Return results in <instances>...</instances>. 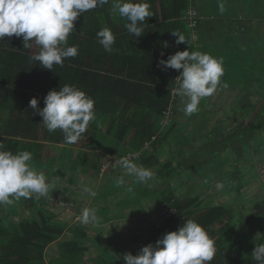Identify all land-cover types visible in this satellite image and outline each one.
<instances>
[{"label": "trees", "instance_id": "trees-1", "mask_svg": "<svg viewBox=\"0 0 264 264\" xmlns=\"http://www.w3.org/2000/svg\"><path fill=\"white\" fill-rule=\"evenodd\" d=\"M147 2L153 16L141 25L140 37L128 33L125 19L120 17L118 22L112 18L110 3L80 14L74 22L75 30L68 37V46H77L78 55L65 58L63 66L54 65L52 70L29 59L38 51L34 42L31 49H24L22 37L5 36L0 40V145L14 153L31 152L30 163L40 168L52 185L46 197H22L18 210L7 208L0 215V264H124V254H137L143 246L177 230L188 219L201 224L214 240L216 253L210 264H257L251 253L256 244L264 243V195L253 201L250 211L241 219L227 202L205 200L201 190L215 187L205 174L210 167L206 164L213 156L221 159L233 155L231 159L240 160L245 149L242 145L253 144L259 130H263L260 135L264 136V66L261 69L258 63L261 56L256 58L253 54L244 66L247 70L239 73L242 78L249 73L260 75L247 88V92L255 95L254 99L240 102L243 116L251 112L249 121L233 120L236 129L230 134L222 123L214 128L210 110L203 108L199 113L201 130L197 133L188 130L179 139L175 132L187 127V119L192 117L180 116L181 98L178 95L173 98L182 69L162 70L158 64L161 58L166 60L176 52L172 31L180 32L189 42L194 39L193 29L183 19L191 7L190 0ZM203 19L198 21L197 33ZM103 26H108L116 37L111 53L97 42L96 33ZM182 44L188 43L179 46ZM229 78L230 75L226 80ZM64 84L77 86L94 100L96 118L75 144L65 143L59 129L49 132L42 117L29 106L36 97L38 106L43 108L48 91ZM221 106L209 105L213 111H220ZM167 117L170 120L166 122ZM231 136H240V143H222ZM244 137L251 138L250 142ZM45 143L53 144L54 150L59 146V154L47 156L46 161ZM166 150L181 152L177 164L172 157L162 160ZM129 153L137 154L131 158L134 163L154 173L147 184L137 183L135 177L125 175L115 163ZM237 160L223 186L240 193L247 173L242 172ZM65 167L68 171L63 175ZM86 176L91 180L86 181ZM121 177L123 183L118 184ZM63 180L72 185L81 182L91 188L100 186L95 200L105 202V206L97 209L101 221L98 226L77 221L82 208L76 203L80 201L70 202L68 195L63 197L61 190H56ZM68 190L70 194L74 191L71 186ZM58 198L61 203L67 201L70 207L76 204L75 212L64 219L59 217L54 208L60 210L65 203L49 205ZM107 206L131 211L126 218L125 212L110 218ZM245 207L248 208L247 204ZM165 208L174 211L163 214ZM118 218L127 222V233L104 225ZM239 219L244 220L243 227ZM244 227L251 232L242 231ZM94 248L97 252L90 256Z\"/></svg>", "mask_w": 264, "mask_h": 264}, {"label": "clouds", "instance_id": "clouds-1", "mask_svg": "<svg viewBox=\"0 0 264 264\" xmlns=\"http://www.w3.org/2000/svg\"><path fill=\"white\" fill-rule=\"evenodd\" d=\"M109 3L112 13L127 21L125 28L128 33L140 37L141 25L153 16L147 0H0V40L5 36L22 37L24 49H31L34 42L38 51L29 59L52 70L54 65L63 66L65 58L78 55L77 46H68V37L75 30L77 17ZM218 8L221 13L225 10L222 2ZM171 33L176 37L177 45L189 44L180 32ZM96 38L106 52L113 51L116 37L108 26H103L96 33ZM158 66L162 70L182 69L177 77L178 86L173 91L181 98L182 111L186 116L199 111L201 99L216 91L224 75L222 58L190 51L189 48L169 54L166 60L161 58ZM43 102L44 107L40 108L38 99L33 97L29 106L34 114L42 117L49 132L61 130L67 144H75L96 118L93 98L75 85L64 84L49 90ZM31 160L32 154L27 150L14 153L0 145V206L12 205L22 197L41 198L49 194L52 185L46 181L44 172L31 165ZM115 163L125 175L135 177L137 183L147 184L153 179L152 170L127 157ZM117 183L122 184L123 177ZM82 191L91 197L96 196L88 185H83ZM76 219L83 225L98 226L101 222L97 209L88 206L81 209ZM215 253L214 240L206 229L195 220L188 219L177 230L168 231L155 243L143 246L137 254H124L123 261L124 264H210ZM251 255L257 264H264V243L256 244Z\"/></svg>", "mask_w": 264, "mask_h": 264}, {"label": "crops", "instance_id": "crops-1", "mask_svg": "<svg viewBox=\"0 0 264 264\" xmlns=\"http://www.w3.org/2000/svg\"><path fill=\"white\" fill-rule=\"evenodd\" d=\"M221 2L224 4L225 9L223 13H221L218 8V4ZM190 6L197 8L204 16L200 29H198V40L192 39L189 44H182L181 46L177 45V48L175 49L176 51H182L190 48V51H200L202 53H209L217 58H222L224 75L221 77V83L218 85L216 91L211 96L201 99L199 103L200 110L194 113V116L192 115L191 119H187V127H180V130L175 132V136H178L180 139L188 130L194 131L195 133L200 131L201 129H198L197 131L195 129L196 125H200L199 113L203 108L208 109L209 105L212 103L222 104V106L220 111L214 110L216 111L214 112L213 109L210 110V116L213 117L215 115L213 118L222 116L224 122H221H223L222 124L224 125V128L234 133L236 125L230 127L227 120L233 119L235 121L240 120V122H245V119L248 120L251 118V112L246 114H249L248 117L246 115L243 116L240 102L246 98H250L251 100L254 99L255 95L247 92V88L250 85L253 86V84L256 83L257 78L260 76L258 73L253 75L249 73V75L242 78L239 73L247 70L244 66L251 60L253 54L256 55V58L261 56L258 63H261V69L264 66V0H190ZM111 15L112 18L119 22L120 17L118 15L113 14L112 11ZM229 75L230 78L226 80ZM257 83L259 82L257 81ZM180 105V116H186L182 111L181 100ZM188 117L189 116H187V118ZM182 122H184V120H182ZM261 132H263V130H259L255 133V139L256 141H259V143L260 141L262 143L260 138L262 137L260 135ZM193 140L198 144L197 138L193 137ZM256 141H254L253 144L256 143ZM47 144L48 143H45V147ZM52 146L53 144H50V147ZM57 150L59 154V146H57ZM244 151H246V149H244ZM179 156L182 157L181 152L166 150L162 160L165 162L168 158L172 157L175 160V164H177ZM63 177L66 178L67 176ZM88 180H91V178L86 176V181ZM61 182L64 183L63 181ZM92 189L96 192V195L100 192V186L92 187ZM84 194V192H80L79 197H73L72 194H69L67 198L69 197V199H73V203H75L83 201L82 197L85 196V204H89L87 205L88 207H97L95 205H90L94 203V201L99 203L102 207L105 206V202L95 200L96 196L91 197ZM107 207L110 209L107 212L110 218H113L112 215H115V218L120 214L123 215V209L121 206H115V208L110 206ZM130 211L131 209L127 210L124 208L125 215L123 216L126 218ZM97 215L99 217V211H97ZM126 224L127 222L123 219L122 221L118 219L112 221L108 220L107 223H104V225L110 230L115 229L117 232L121 231L127 233V231H125ZM133 226L134 225H131L130 228H133Z\"/></svg>", "mask_w": 264, "mask_h": 264}, {"label": "rangeland", "instance_id": "rangeland-1", "mask_svg": "<svg viewBox=\"0 0 264 264\" xmlns=\"http://www.w3.org/2000/svg\"><path fill=\"white\" fill-rule=\"evenodd\" d=\"M210 107H208L209 109ZM211 110V108L209 109ZM2 115V114H1ZM215 117V115L213 116ZM211 119V123L213 124L214 128L218 127V125H220V123H223V117L222 116H218L216 118ZM223 121V122H221ZM249 119H245V122H248ZM227 123L229 124L230 127L235 126V123L233 122V119L231 120H227ZM197 124V123H195ZM217 124V125H216ZM186 127V126H184ZM200 128L199 125L195 126L196 131ZM232 134V132L230 133ZM210 133H208L206 135V139H208ZM263 138L261 139L263 142V145L260 143L259 141H256V143L252 144L250 142V139H245L244 140L248 143L250 142L251 145H249L248 147H245V144L242 145L246 151H242L241 153L243 155L242 158H240V160L236 159H231L230 156L229 158L227 157H221V159L219 157H214L211 159V162H208L206 164V166H210L207 171H205V174H208V177H211V183L212 185H214L215 187H213L212 189H207L204 188L201 190L202 192V196L203 198L205 197V200H211V203H218V202H227L231 207H233L235 209V211L237 212L238 216L240 214L241 219L243 218V214H245L246 212H249L251 208V206L253 205V201L257 200L260 197H263L264 195V136H262ZM231 142L233 144L238 145L240 143V136H231V137H227L224 141H222V143H228ZM51 143H48L45 147L44 150V161H46L47 156H50L51 154H57V149L54 150V148L50 147ZM231 146V145H227ZM52 150H54L53 153ZM239 153V156H242V154ZM224 155V154H223ZM180 157V156H179ZM239 162V166L242 169L243 173H247L245 174V183H244V188L242 191H240V193H238L237 191H232L230 189H224L223 184L225 183V177L229 175L230 172V168L234 166V161ZM33 167V163L31 164ZM244 168V170H243ZM37 169V168H36ZM38 171H42L40 168L37 169ZM68 171V168L65 167L64 169H62L61 173L64 175L65 171ZM103 171H101L102 173ZM54 175V171L52 172V176ZM95 178V177H93ZM47 182H49L46 179ZM99 181V179H98ZM199 181H201V177H199ZM64 183H62L58 188H56L57 191L61 190V194H63V197H66L67 195H69V190L68 187L71 186L74 191L72 193L73 197H79V193L83 192L82 191V187L83 185H87V184H82L81 182L78 185H72L69 183H66V181L63 180ZM92 184H96L95 181L91 182ZM98 184V183H97ZM218 184H222V187H218ZM96 186V185H95ZM105 189H108V185L105 186ZM215 191H214V190ZM77 190V191H76ZM51 191V189H50ZM49 191V192H50ZM232 191V192H230ZM237 192V193H236ZM242 192V193H241ZM106 194V192H104ZM87 193H85L84 195H86ZM244 194V195H243ZM88 196V194H87ZM62 197V198H63ZM67 198V197H66ZM56 200V201H55ZM53 203L49 204L51 207H56L54 203L58 202V204H64L65 205H61L60 206V210L59 207L58 208H54V210L56 212L59 213V217L63 218L67 217L70 213L75 212L74 209H76V204H73L71 207L70 205H68V202L65 201L63 203H61L62 201H58L57 199H55ZM68 201L70 202H74L73 199H68ZM83 201H80L77 205L80 208L84 207V204L86 202V197L83 196L82 197ZM92 200V199H91ZM213 201V202H212ZM32 202V200L30 201V203ZM19 204H21V199H19L18 201H14V203L12 205H2L0 206V215L7 209V208H11V209H16L18 210L20 208ZM247 204V207H245V205ZM89 204H85V206H87ZM90 205H95L97 207H95L96 209L101 208L102 206L99 204H90ZM80 214V212L78 213ZM113 216V215H112ZM116 216H113V218H115ZM118 220L122 221V219ZM240 220V219H239ZM242 223L240 224V227L244 226V220H240ZM239 221V222H240ZM242 231L246 230V232H251V230L247 227L241 228ZM88 246H91V243L89 244L88 242ZM94 250V251H93ZM93 252H89L90 256H93L92 254L96 253L97 250L96 248L92 249Z\"/></svg>", "mask_w": 264, "mask_h": 264}, {"label": "built area", "instance_id": "built-area-1", "mask_svg": "<svg viewBox=\"0 0 264 264\" xmlns=\"http://www.w3.org/2000/svg\"><path fill=\"white\" fill-rule=\"evenodd\" d=\"M183 19L188 23V25L193 29L194 32V40H198V33L196 31L197 25H198V21L203 19V17L199 14L198 10L194 7H190L186 13V15L183 17ZM173 95H175V92L173 91ZM170 120L169 117H167V119H165L164 121H168ZM137 154L133 153H129L126 157L131 159L136 157ZM174 210H167L166 208L163 210V214L165 213H173Z\"/></svg>", "mask_w": 264, "mask_h": 264}]
</instances>
